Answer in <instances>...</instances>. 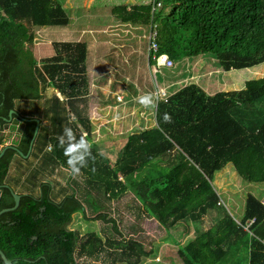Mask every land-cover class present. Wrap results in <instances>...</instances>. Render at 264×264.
Returning <instances> with one entry per match:
<instances>
[{"label": "trees", "instance_id": "16d2710c", "mask_svg": "<svg viewBox=\"0 0 264 264\" xmlns=\"http://www.w3.org/2000/svg\"><path fill=\"white\" fill-rule=\"evenodd\" d=\"M113 13L115 26L148 27L151 33L156 25L160 52L176 63L209 54L226 72L264 64V0H135L131 6H115ZM70 22L58 0H0V128L11 122L19 127L15 142L0 148V212L16 204L17 191L7 180L17 158L38 160L32 177L68 168L58 142L65 126L77 140L85 133L96 156L80 171L84 184L72 180L71 192L59 201L50 181L39 183L38 195L17 193L18 208L0 216V249L6 257L14 264H81L80 257L108 253L111 264H146L158 249L126 238L105 212L109 202L131 193L167 235L179 228L187 236L196 233L183 244L171 239L180 245L182 264H264V202L248 194L237 221L213 185L229 164L243 181L264 184V77L214 95L196 83L168 93L156 106V125L131 133L112 166L104 153L97 155L95 126L81 106L89 95L88 43L55 42V54L40 61L28 47L37 29L64 28ZM49 87L62 99L56 94L45 98ZM43 99V116L23 115L16 107L18 101ZM165 113L171 123L164 121ZM89 209L95 217L87 218ZM211 212L220 213L216 223L199 231L196 226ZM77 214L111 223L116 238L104 240L95 232L81 237L70 228ZM0 264H5L1 256Z\"/></svg>", "mask_w": 264, "mask_h": 264}, {"label": "rangeland", "instance_id": "374dc122", "mask_svg": "<svg viewBox=\"0 0 264 264\" xmlns=\"http://www.w3.org/2000/svg\"><path fill=\"white\" fill-rule=\"evenodd\" d=\"M58 2L66 8L71 19L70 24L64 28L37 29L35 43L28 47L35 58L40 61L55 54L53 49L55 42L84 41L88 43L89 95L86 98V105L81 104V106L95 126L93 133L95 136L92 138V142L99 146L112 166H115L131 133L140 132L156 125V107H143L136 100L138 96L152 94L154 98L159 99L161 93H159L157 85L166 88L169 93L191 83H200L204 91L208 88L206 92L214 95L217 92L241 90L246 81L264 77V64L251 69L226 72L220 68L214 56L209 54L188 61H178L173 68L156 67L154 62L153 65H150L147 59L149 28L115 26L116 23L112 21L113 17H116L113 13L115 6H131L135 0H58ZM126 31L128 32L126 33ZM197 60L203 61L202 64H208L212 68L214 73L211 76L213 78L210 79L208 73L210 71L204 69L208 74L205 79L217 80L220 84L219 88L210 90L211 86L208 87L204 81L196 82L195 75L187 74L190 67L187 64ZM154 70H157L156 73ZM116 90L119 91V94H115ZM44 94L45 98H50L54 94L59 96V93L52 87H49ZM118 96L123 98L121 102L117 101ZM60 98L62 99V96ZM45 102V99L40 102L18 101L16 107L23 115L43 116ZM108 104L112 106V110H109V107L106 108L105 105ZM18 128V125L13 122L11 125L5 126L4 129L0 128V148L9 145L13 140L15 142L19 133ZM84 136H86L85 133ZM38 165L39 162L34 156L26 159L17 158L14 161L7 181L12 184L17 193L32 191L38 195L39 183L50 181L53 186V195L59 201L64 194L71 192L69 184L73 185L72 180L84 184L81 173L69 179L71 175L67 169H59L54 175L44 174L32 177L31 174L38 168ZM28 178H31L33 183H28ZM213 185L222 199L221 204H225L227 211L237 221L243 217L248 194H253L264 202V184L243 181L232 164L227 165L215 175ZM81 195L79 192V197ZM107 206L105 212L109 214V217L117 220L119 228L126 238L134 237L142 242L147 250L158 249L156 258L152 257V260L147 261L146 264H182L176 249V246L180 245H175L171 239L174 238L183 244L184 241L192 239L196 233L187 236L183 229L179 228V230H170V234L167 235V231L156 220L145 216L141 205L131 193L119 201L109 202ZM217 214L220 213L217 212ZM217 214L211 212L206 215L202 223L199 222L196 226L199 227V231L206 230L215 224ZM93 217H95V213L89 209L87 218ZM70 228L79 232L81 237L86 236L89 232H95L104 240L109 237L116 238L111 223L101 220L88 221L81 214L74 216ZM111 260L108 253L94 259L81 257L78 259L81 264H111ZM234 260L237 259L234 258ZM242 264L245 262L242 261Z\"/></svg>", "mask_w": 264, "mask_h": 264}, {"label": "clouds", "instance_id": "9594fccd", "mask_svg": "<svg viewBox=\"0 0 264 264\" xmlns=\"http://www.w3.org/2000/svg\"><path fill=\"white\" fill-rule=\"evenodd\" d=\"M149 59L150 57L148 55V60ZM136 100L140 105H142L145 108H155L159 103V99L154 98L152 94H145L142 96H138ZM164 121L166 123H171V116L165 113ZM69 123H71V120L69 121ZM58 142H59V147H62L64 149V155L67 157V166H68L67 171L69 175L71 176L79 175L82 168L88 167L89 160L95 163L96 156H93L92 154V145L83 135H81V137L77 140L76 135L72 128L65 126L63 128L62 134L58 136ZM97 155H103V151L98 150ZM92 170L95 171L94 168ZM221 201L222 199L220 198V202Z\"/></svg>", "mask_w": 264, "mask_h": 264}, {"label": "built area", "instance_id": "2783aa9c", "mask_svg": "<svg viewBox=\"0 0 264 264\" xmlns=\"http://www.w3.org/2000/svg\"><path fill=\"white\" fill-rule=\"evenodd\" d=\"M158 36L157 26H154V30L149 35V43H148V55L155 62L156 67H166L173 68L176 65V62L173 61L167 54L160 52V46L158 45L156 39ZM157 70H154L156 73ZM159 89V100H165L169 95L165 88L157 86ZM157 89V90H158ZM123 98L121 96L117 97V101L121 102Z\"/></svg>", "mask_w": 264, "mask_h": 264}, {"label": "crops", "instance_id": "0c3cea01", "mask_svg": "<svg viewBox=\"0 0 264 264\" xmlns=\"http://www.w3.org/2000/svg\"><path fill=\"white\" fill-rule=\"evenodd\" d=\"M147 56H148V54H147ZM201 57V56H200ZM199 58V57H198ZM148 59V58H147ZM188 60H192V59H188ZM187 60V61H188ZM202 62L203 61H201V60H197V61H194V62H190L189 64H187V65H190V67H189V72L187 73V74H189V75H192V76H194L195 75V77L194 78H197V81L196 82H200V81H204V84H206L208 87L209 86H211V88H209L210 90L212 89V88H219V86H220V84H218V82H217V80H214L213 79V81H211V80H206L205 78L208 76V74H206L205 73V71H204V69H206V71L207 70H209L210 72H208L210 75H209V78L211 79V74H213L214 73V71H212V68H210L209 67V65L208 64H202ZM193 63V64H192ZM264 66V65H263ZM261 71V70H260ZM196 74H198V76H196ZM191 76V77H192ZM188 78H189V76H188ZM213 78V77H212ZM199 86H200V83L198 84ZM201 87V86H200ZM201 88H203V87H201ZM204 89V88H203ZM208 89V88H207ZM207 89L205 90V91H207ZM209 91V90H208ZM119 94V91L118 90H116V92H115V94ZM169 93H172V92H169ZM208 93V92H207ZM208 94H210V93H208ZM118 104H119V102H117ZM106 106V108H108L109 110H112V106H110L109 104L108 105H105ZM105 106H104V108H105ZM117 106V105H116ZM118 107V106H117ZM114 108H116L115 106H114Z\"/></svg>", "mask_w": 264, "mask_h": 264}, {"label": "water", "instance_id": "95a60500", "mask_svg": "<svg viewBox=\"0 0 264 264\" xmlns=\"http://www.w3.org/2000/svg\"><path fill=\"white\" fill-rule=\"evenodd\" d=\"M14 111L11 112L10 116L12 118V115H13ZM39 129H40V121L37 122V127H36V131H35V135H34V139H33V142L31 144V150H30V153L32 152V148H33V145H34V141L36 140L37 136H38V133H39ZM4 152H2L1 155H3ZM14 198H15V207L12 208V209H5V210H2L0 212V216L5 213V212H8L10 210H15L16 208H18L19 204H20V198L21 196L17 193H14ZM0 256L1 258L3 259L4 263L5 264H14L13 261L9 260L6 255L3 253V251L0 249Z\"/></svg>", "mask_w": 264, "mask_h": 264}]
</instances>
